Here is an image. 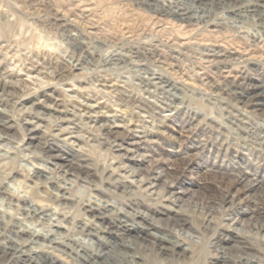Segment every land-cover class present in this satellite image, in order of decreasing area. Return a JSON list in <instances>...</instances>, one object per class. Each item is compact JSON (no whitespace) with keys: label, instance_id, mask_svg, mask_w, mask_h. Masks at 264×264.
<instances>
[{"label":"rangeland","instance_id":"obj_1","mask_svg":"<svg viewBox=\"0 0 264 264\" xmlns=\"http://www.w3.org/2000/svg\"><path fill=\"white\" fill-rule=\"evenodd\" d=\"M0 78L15 86L13 97L0 98L2 262L83 264L77 238L98 248L78 228L88 219L83 204L101 195L92 189L124 208L141 202L156 217L166 203L194 227L212 221L190 257L167 261L137 245L131 251L140 261L115 264H209L218 254L211 243L227 227L264 239L239 208L257 206L264 214V109L241 102L250 95L241 94L244 87L264 93V0H0ZM17 98H25L30 120L40 125L29 148L21 141L28 131ZM122 141L128 153L115 145ZM52 150L88 176L91 190L78 181L68 189L69 202L59 203L47 197L61 175L29 183L34 165L50 166ZM124 164L137 174L126 178ZM157 173L158 187L172 185L167 190L176 202L163 200V188L142 190L146 185L132 184L118 196L124 182ZM252 180L248 197L255 202L237 204ZM224 195L235 200L231 210L219 205ZM22 198L47 204L55 220L26 216L16 201ZM56 221L57 246L41 241L32 260L8 259L14 222L49 232ZM175 229L181 238H197ZM238 254L229 252L230 264H241Z\"/></svg>","mask_w":264,"mask_h":264},{"label":"bare ground","instance_id":"obj_2","mask_svg":"<svg viewBox=\"0 0 264 264\" xmlns=\"http://www.w3.org/2000/svg\"><path fill=\"white\" fill-rule=\"evenodd\" d=\"M14 87L15 86L11 85V83L8 84L0 78V98L4 95L13 97L12 95L15 90ZM252 87L256 91L252 90V92L248 90L249 87H244L242 89L241 94L246 93L250 95L248 98H242L243 100H241V102L244 105H252L256 109H264V93L261 92V87L258 85ZM24 100L25 98H17L13 103H16L18 106L20 105L19 110L25 115L22 117L21 124L25 125L24 128L28 131V135L21 141L26 148H29L28 146L31 145L33 139H35L36 130L40 125L30 120V112L32 111H30V107H25L23 105ZM36 104L38 103H34V105ZM5 112V109L2 108L0 99V114H4ZM3 129L4 128L0 124L1 133H3ZM123 142L125 141L115 145L117 148L124 150V153H128L129 149L123 147ZM52 149L57 150V147L53 146ZM47 162L50 164L49 167L40 165L33 166L31 174L33 180H29V183L35 186L41 182H47L48 179L51 178V176L47 175L53 173L61 175V178H58V176L55 177L58 183L55 182L52 191L48 194V199H55L59 203L69 202L70 193L68 189L82 182H87L88 184L86 188L91 190V181L87 178L88 176H82L81 169L75 166L72 163V160L67 158V155L52 150L47 158ZM123 170L128 173L126 178H128V176L134 177L137 174L135 168L128 164L123 165ZM68 176L72 177V179L68 178ZM161 176L162 174L157 173L156 175L144 176L138 180L132 179L129 181L130 184L124 182L123 184L125 185L121 187L119 195L117 194L116 189L111 191L109 188H106L104 190L111 194L123 196L125 190L130 189V185L132 184L134 186L137 185L140 188L146 185L144 189H141L153 194H159L160 188H163L165 194L168 193L163 200L165 202L174 203L176 199L178 200V197L174 196L171 190H167V188L172 185L168 183L167 186L162 185L158 187ZM78 181L82 182L78 183ZM48 182L51 181L49 180ZM254 182L255 180L249 181L248 186L244 189V196L240 197L237 204L242 203L243 205H249L250 203L255 202L248 197ZM92 190H97L96 192L102 196L92 192L94 194L93 196H90L92 199L87 200L82 208L88 219L86 222H80L78 228H80L84 236H88L89 239H95L93 241L98 245V248L89 250L87 249V239L84 240L77 238V259L82 261L83 264H115L119 260L118 258L121 260L128 259L131 262L133 259L135 261H140L141 259L136 253L131 251L137 245L148 247L153 251L155 250L158 254L163 256V258H166L167 261H173L184 255L190 257V255H188V253H190V246L192 244L198 245V243H200L199 241L204 240L207 234L206 232L211 226L212 221L210 218L208 219V217L205 218L201 227L192 226L188 223L187 218L180 215L184 212H175L166 203L161 205L162 209L158 213V217H156L154 216V213L150 211V208L146 207L141 202H128L126 203L127 207L124 208L121 204H116L115 201L108 198L107 195H104L105 193L99 189ZM129 192L133 193V191ZM2 193L6 194L5 187L2 188ZM32 195H35V193L32 192ZM16 201L23 204V210L25 211L26 216H37L38 218H44L47 221L55 220L52 217L50 208L47 204L43 206L37 205L31 199L28 200L27 198L18 199ZM219 201V205L222 208L226 206L225 209L227 210H231L235 206V200L229 195H224ZM244 202L247 203L245 204ZM213 204V201H208L206 203L210 210L214 207ZM239 208H242L245 214H249L248 219H254V221L250 222L248 226L256 229L257 232L262 231L264 233V223L258 219L261 218L259 216L261 215V210L258 212L257 210H259V208L257 206L244 209L243 206L239 205ZM261 216L264 218V214ZM3 218L4 214L0 210V225L3 224ZM234 222H236V220H234ZM52 226L55 228H52L51 230L49 229V232H40L31 226L14 222L10 226V232L14 235V238L8 240L9 245L6 247L7 252L5 251L8 259L14 258L25 262L32 260L34 256L37 257L38 255L37 250L33 247L37 244L39 245L41 241H46L48 244L57 246V236L59 234L58 227H61V225L56 221ZM175 228L196 235L197 240H189L188 235L186 238H181L179 233L175 231ZM225 231L226 232L219 234V237L216 238L214 243H211L210 241L208 242V244L211 243V246H214L215 250L218 252L209 264H230L228 259L230 251L239 253L236 260L241 264H261V262H264V239L254 237L250 233H246L247 231H242V229H230L227 227ZM16 237L20 241H16ZM0 264H7V261L2 262L0 260ZM78 264L80 263L78 262Z\"/></svg>","mask_w":264,"mask_h":264}]
</instances>
